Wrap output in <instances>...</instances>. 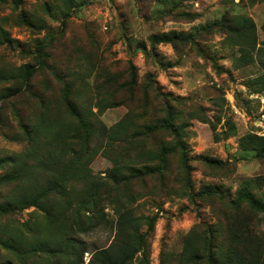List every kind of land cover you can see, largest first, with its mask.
Masks as SVG:
<instances>
[{
    "label": "rangeland",
    "instance_id": "rangeland-1",
    "mask_svg": "<svg viewBox=\"0 0 264 264\" xmlns=\"http://www.w3.org/2000/svg\"><path fill=\"white\" fill-rule=\"evenodd\" d=\"M225 13L252 18L257 42L263 40L264 0H0L1 71L35 63L39 57L35 45L45 44V55L34 64L29 89L23 85L13 94L2 96L7 92L3 88H14L15 82H0V157L26 149L22 124L31 122L44 103L64 118L69 131L75 127V120L61 104L60 92L67 83L72 85L70 99L88 114L79 133H87L88 165L94 175L106 177L114 160L129 166L154 165L157 160L150 159L144 150L155 155L172 143L173 136L162 129L144 131L142 127L153 125L164 115L162 98L155 91L171 93L176 97L170 100L175 122L183 125L181 137L188 167L177 150L167 153L162 172L132 179L130 193L125 192L126 197L137 195L126 206L136 217L139 229H148L141 250L148 264H168L178 256L189 230L225 223L224 205L218 195L195 194L202 183L233 196L243 179L264 176V160L239 145L240 136L247 132L264 135V48L258 43L250 54L251 62L237 66L240 52L226 42L223 29L204 27ZM169 30L195 31V35L176 47L159 42L150 51L152 36ZM2 31L7 40H3ZM129 65L137 79L131 92L125 86L131 76ZM110 75L119 78L117 84L107 83ZM113 98L118 104L99 111L97 102ZM126 115L137 128L130 137L135 135L134 141H125V134L107 147L108 127ZM50 137L40 139L38 146L49 143ZM211 158L221 163H211ZM48 177L45 170L33 167L16 190L11 184L1 186L0 200L12 190L16 196L22 185L40 186ZM189 184L191 191L187 190ZM258 184L264 189L259 180ZM71 185L74 192L53 198L58 208L67 207L69 195L78 192L82 184ZM253 191L262 194L257 187ZM101 207L96 227L75 235L77 246L83 250L81 264H88L95 250L107 247L118 230L116 207L107 199ZM253 215L252 225L264 239V212ZM45 219L33 206L0 215V226L12 229L26 241L20 251L0 245V264H27L30 260L44 263L42 259L48 253L30 254L31 232L25 223L39 226Z\"/></svg>",
    "mask_w": 264,
    "mask_h": 264
},
{
    "label": "trees",
    "instance_id": "trees-1",
    "mask_svg": "<svg viewBox=\"0 0 264 264\" xmlns=\"http://www.w3.org/2000/svg\"><path fill=\"white\" fill-rule=\"evenodd\" d=\"M24 19L26 24L30 22L27 17ZM212 26L223 29L226 42L238 47L240 54L236 57L237 66L251 62L250 54L258 43L259 48H264V38L261 42H257L256 25L249 16L225 13L219 20L204 25L206 28ZM262 30L264 33V23ZM194 35L195 31L194 33L193 31L176 30L162 32L157 36H152L149 50L154 51L159 42L170 43L176 47L181 42L192 40ZM2 38L3 40L8 38L5 31H2ZM44 47L43 42L35 45L34 51L37 56L45 55ZM39 57L35 63L41 62ZM42 60L44 61L45 57ZM35 63H24L15 67L13 71L0 70V82L11 80L15 82L14 88H3L7 92L2 96L13 94V91L20 90L23 85L29 89ZM129 66L131 73L133 67ZM15 70H17L16 73ZM129 77L130 80L126 81L125 86L131 92L137 79L135 73H131ZM118 81L119 78L116 75H110L107 83L117 84ZM71 87V84L64 83L60 92L61 104L65 105L70 118L75 120V127L71 131L63 124L64 118L59 116V113L49 110L44 103L43 109L31 122L27 125L22 124L28 143L26 149L0 157V169L3 170V173H0V187L11 184V187L16 190L18 185L30 176L33 167L45 170L49 176L40 186L22 185L16 196L13 194L14 190L3 195L4 200H0V215L31 206L35 211L43 212L46 219L39 226L25 223L31 232L29 235L31 238L29 245L32 250L30 254L35 255L38 251L48 253V257L42 259L45 260L42 264H81L83 250L77 246L75 235L78 237L80 233H86L96 227L101 220L99 214L102 210V201L107 199L112 202V205L116 207L115 211L118 212V230L115 238L107 247L93 252L88 264H132L133 261L136 264H148L146 254L141 252L146 242L148 229H139L136 217L126 206L137 195L126 197L125 192L130 193L132 179H142L145 175L162 172L165 169L167 153H174L177 150L183 165L188 167V153L181 137L183 125L175 122L176 116L170 101L176 97H173L171 93L162 94L155 91L162 98L161 108H163L164 115L159 117L153 125L147 124L142 127L144 131L162 129L173 136L172 143L160 149L155 155L147 149L144 150L143 153L150 155V159L157 160L156 164L145 163L140 166H129L119 160H114L106 177L102 178L94 175L88 165L87 156L90 145L86 138L87 133H79L80 124L88 118V114L80 110L77 104L70 99ZM0 94H2L1 91ZM114 104H118L115 98L111 101L102 100L96 105H99V111H101ZM131 127H133L132 131L129 130ZM136 131L137 128L133 125L131 118L127 115L122 117L108 127L105 134L107 147L113 146L125 134L128 136L125 141L131 143L135 135L130 137L136 134ZM47 135L51 136L49 143L43 147L38 146L40 139L46 138ZM239 145L242 149L254 151L256 157L264 160V135L247 132L240 136ZM209 162L221 163L220 160L214 158H211ZM189 176L188 171L186 177L190 183ZM72 179L75 181L71 182ZM258 180L261 185H264V176L243 179L233 196L224 193L215 185L202 183L195 194L199 196L218 195L219 201L224 205L222 218L225 219V223L217 222L213 225H204L198 228L199 230L196 227L189 230L183 239L182 249L178 256L170 259L168 264H264V239L252 225V220L256 216L253 214L264 212V189H261ZM75 182L82 184L78 192L69 195L67 207L58 208L59 205L53 198L68 196L67 193L74 192L71 184ZM122 185H127V187L124 186L123 189L120 187ZM255 187L262 190V194L256 195L253 191ZM187 190H192L191 184ZM242 208H245V211L242 212ZM153 220L154 218L150 222ZM64 233L67 235L64 236ZM66 240L69 241L64 243ZM24 243H26L25 237L20 238L12 233V229L0 226V245L3 248L20 251ZM34 261L36 260H30L27 264H35Z\"/></svg>",
    "mask_w": 264,
    "mask_h": 264
}]
</instances>
